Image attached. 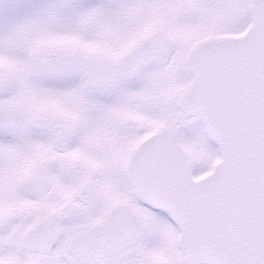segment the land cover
I'll use <instances>...</instances> for the list:
<instances>
[{"label": "snow or ice", "instance_id": "1", "mask_svg": "<svg viewBox=\"0 0 264 264\" xmlns=\"http://www.w3.org/2000/svg\"><path fill=\"white\" fill-rule=\"evenodd\" d=\"M0 264H264V0H0Z\"/></svg>", "mask_w": 264, "mask_h": 264}]
</instances>
